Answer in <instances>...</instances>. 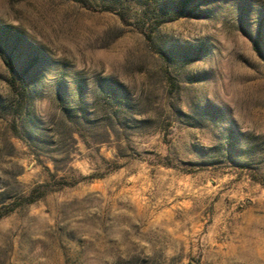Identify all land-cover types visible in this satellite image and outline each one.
Here are the masks:
<instances>
[{"label": "rangeland", "instance_id": "1", "mask_svg": "<svg viewBox=\"0 0 264 264\" xmlns=\"http://www.w3.org/2000/svg\"><path fill=\"white\" fill-rule=\"evenodd\" d=\"M41 185L0 264H264V0H0V204Z\"/></svg>", "mask_w": 264, "mask_h": 264}, {"label": "trees", "instance_id": "2", "mask_svg": "<svg viewBox=\"0 0 264 264\" xmlns=\"http://www.w3.org/2000/svg\"><path fill=\"white\" fill-rule=\"evenodd\" d=\"M185 7L179 10V13H182L184 11ZM255 49L259 52L260 55H262L260 43L257 41L255 43ZM51 190L48 188L47 185H41L38 186L28 197H22V198H16L13 200H10V202H3L0 204V220L8 217L15 211H17L19 208L25 206V205H31L45 197Z\"/></svg>", "mask_w": 264, "mask_h": 264}]
</instances>
